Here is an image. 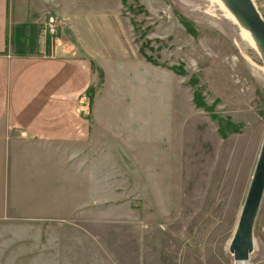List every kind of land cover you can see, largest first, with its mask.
<instances>
[{
	"label": "rangeland",
	"instance_id": "rangeland-1",
	"mask_svg": "<svg viewBox=\"0 0 264 264\" xmlns=\"http://www.w3.org/2000/svg\"><path fill=\"white\" fill-rule=\"evenodd\" d=\"M252 3L264 19V0ZM122 12L151 60L143 112L138 81L111 77L99 101L114 92L110 114L131 146L111 161L115 192L102 190L85 222L52 225L58 262L264 264V191L248 260L235 263L228 251L264 134L256 48L215 2L123 0ZM123 39L131 44L117 32Z\"/></svg>",
	"mask_w": 264,
	"mask_h": 264
},
{
	"label": "crops",
	"instance_id": "crops-1",
	"mask_svg": "<svg viewBox=\"0 0 264 264\" xmlns=\"http://www.w3.org/2000/svg\"><path fill=\"white\" fill-rule=\"evenodd\" d=\"M48 16L60 23L51 39ZM132 37L121 0H0V264H62L52 225L85 222L113 191L111 161L131 145L110 114L114 92L99 98L111 77L136 80L142 115L150 63Z\"/></svg>",
	"mask_w": 264,
	"mask_h": 264
},
{
	"label": "water",
	"instance_id": "water-1",
	"mask_svg": "<svg viewBox=\"0 0 264 264\" xmlns=\"http://www.w3.org/2000/svg\"><path fill=\"white\" fill-rule=\"evenodd\" d=\"M239 27L246 30L264 67V19L252 0H220ZM264 191V134L239 216L228 244L234 262H246L253 249V224Z\"/></svg>",
	"mask_w": 264,
	"mask_h": 264
},
{
	"label": "built area",
	"instance_id": "built-area-1",
	"mask_svg": "<svg viewBox=\"0 0 264 264\" xmlns=\"http://www.w3.org/2000/svg\"><path fill=\"white\" fill-rule=\"evenodd\" d=\"M60 29V23L53 16H48L42 23L40 31L43 35L53 38Z\"/></svg>",
	"mask_w": 264,
	"mask_h": 264
},
{
	"label": "bare ground",
	"instance_id": "bare-ground-1",
	"mask_svg": "<svg viewBox=\"0 0 264 264\" xmlns=\"http://www.w3.org/2000/svg\"><path fill=\"white\" fill-rule=\"evenodd\" d=\"M207 1H209V2H215L218 5V7H220L221 9H223V11L226 14L225 16L227 17V19H230L233 23L237 24L236 21L234 20V18L226 10V8L224 7V5L222 4V2L220 0H207ZM240 37L242 39H244L247 42V44H249L251 46H254V44H253V42H252V40H251L248 32L246 30L242 29L241 27H240ZM263 73H264V70H263ZM235 263H241V262H235Z\"/></svg>",
	"mask_w": 264,
	"mask_h": 264
},
{
	"label": "trees",
	"instance_id": "trees-1",
	"mask_svg": "<svg viewBox=\"0 0 264 264\" xmlns=\"http://www.w3.org/2000/svg\"><path fill=\"white\" fill-rule=\"evenodd\" d=\"M122 1H123V0H121V3H122ZM139 51L142 53V55L145 57V59H146L147 61L151 62V60L143 54V52H142V48H141V47L139 48ZM95 69H96V67H95ZM97 73H98V82H101L103 76H102V71H101L99 68H97ZM89 93H90V97H91V96L93 95V87H91ZM196 104H200V103H197V102H196Z\"/></svg>",
	"mask_w": 264,
	"mask_h": 264
}]
</instances>
